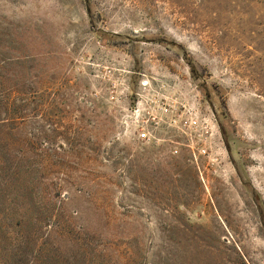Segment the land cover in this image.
Wrapping results in <instances>:
<instances>
[{"label": "rangeland", "instance_id": "1", "mask_svg": "<svg viewBox=\"0 0 264 264\" xmlns=\"http://www.w3.org/2000/svg\"><path fill=\"white\" fill-rule=\"evenodd\" d=\"M163 86L209 155L136 139ZM0 264H264V0H0Z\"/></svg>", "mask_w": 264, "mask_h": 264}, {"label": "built area", "instance_id": "2", "mask_svg": "<svg viewBox=\"0 0 264 264\" xmlns=\"http://www.w3.org/2000/svg\"><path fill=\"white\" fill-rule=\"evenodd\" d=\"M168 88L160 87L148 96L139 95V99L128 111L127 119L138 141L145 144L168 142L172 144L171 153L176 155L181 147L186 148L194 161L197 156L209 155L215 137V129L194 113L193 109L177 102L168 93ZM170 137H183L178 142Z\"/></svg>", "mask_w": 264, "mask_h": 264}, {"label": "trees", "instance_id": "3", "mask_svg": "<svg viewBox=\"0 0 264 264\" xmlns=\"http://www.w3.org/2000/svg\"><path fill=\"white\" fill-rule=\"evenodd\" d=\"M87 9H89V7H87Z\"/></svg>", "mask_w": 264, "mask_h": 264}]
</instances>
